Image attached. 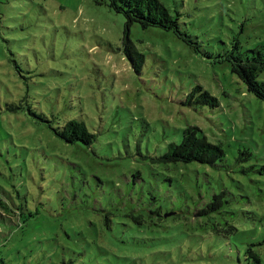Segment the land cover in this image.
Returning <instances> with one entry per match:
<instances>
[{"label":"rangeland","instance_id":"1","mask_svg":"<svg viewBox=\"0 0 264 264\" xmlns=\"http://www.w3.org/2000/svg\"><path fill=\"white\" fill-rule=\"evenodd\" d=\"M160 2L210 57L134 24L129 38L144 56L135 72L123 51L125 19L108 0H0V199L37 216L21 224L0 210V264H63L71 218L79 232L86 217L131 224L122 209L157 207L196 223L231 222L239 235L230 244L210 231L199 244L183 232L146 246L128 230L131 246L120 252L114 242L117 255L133 264H250L242 243L252 241L264 264V101L216 56L233 38L264 43V0ZM196 86L218 107L187 101ZM73 118L95 136L91 146L64 144L46 126ZM188 127L221 147L215 166L161 160ZM214 196L219 213L196 216Z\"/></svg>","mask_w":264,"mask_h":264},{"label":"trees","instance_id":"2","mask_svg":"<svg viewBox=\"0 0 264 264\" xmlns=\"http://www.w3.org/2000/svg\"><path fill=\"white\" fill-rule=\"evenodd\" d=\"M108 6L125 19L123 51L135 72H139L142 68L144 56L136 50L129 38L130 28L134 24H138L143 30L158 28L172 32L178 39L190 46L194 53L205 57L212 55L202 50V46L196 38L192 39L188 33L182 31L179 23V14L174 16L160 0H108ZM216 56L221 58V62L229 64L231 73L244 84L248 94L260 101H264V81L260 80L261 75L264 73V43L254 47L246 43V47H244L237 38H233L230 49ZM187 101L209 105L213 108L218 107L217 99L200 86H196L192 90L190 95L187 96ZM46 126L64 144L91 146L95 139V136L87 130L85 124L74 118L65 121L63 124L58 123L56 126L46 123ZM223 157L224 152L219 145L210 143L199 128L188 127L182 132L181 142L168 145L167 152L161 160L172 164L189 165L194 163L213 167ZM220 199L221 196H214L213 200L195 215L209 217L211 213H219L223 206ZM7 209L11 214L0 213V217L3 220L7 218V221H12V219L16 218L23 224V222L26 223L37 217L35 213L28 211L21 204L9 209L8 201L5 198L4 201L0 199V210L6 211ZM121 213L127 214L132 223L129 224L110 218V213H108L99 219L89 217L82 219L84 225L78 232V219L71 218V234L67 235L70 238V257L67 261L63 260L61 263L133 264V259L119 256L114 250V242L120 252L126 251L131 246L130 242L126 241V238H122V234L127 233L128 230H130L132 235L140 234L142 243L147 244L146 246H153L156 242L169 244V240L172 238L171 235H180L183 232L192 235L190 237H195L197 239L196 242L199 244L202 243V240L208 239L210 231L215 232L214 236L218 237V239H224L223 241L230 244H232L233 238L239 235V229L231 222L220 223L219 220H216L196 223L193 221V215H189V218L186 217L184 218L185 220H182L179 212L167 210L163 213L161 207L154 208L151 211L146 208H128L124 209V211L122 209ZM4 215L8 217L3 218ZM82 232L88 233L87 236L91 238L90 243L81 235ZM55 233L51 234V236L55 235ZM76 237H79V239ZM82 240L85 245H82ZM242 245L245 250V261L251 262L250 264H261L260 253L254 249L256 244L252 241H247L242 243ZM53 249L57 250L58 247L54 246Z\"/></svg>","mask_w":264,"mask_h":264}]
</instances>
